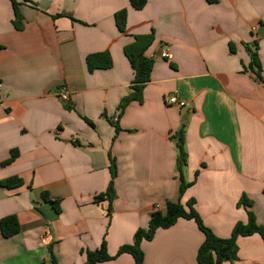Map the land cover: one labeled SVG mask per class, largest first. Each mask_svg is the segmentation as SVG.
<instances>
[{
    "label": "crops",
    "instance_id": "1",
    "mask_svg": "<svg viewBox=\"0 0 264 264\" xmlns=\"http://www.w3.org/2000/svg\"><path fill=\"white\" fill-rule=\"evenodd\" d=\"M16 1L23 30L11 0H0V221L16 216L21 229L5 238L0 228V264H54L52 254L85 264L104 241L116 256L169 202L195 200L204 224L228 239L248 221L245 195L264 226V82L250 68L257 49L264 80V0H147L142 10L130 0ZM153 32L151 82L122 110L134 81L124 48ZM104 52L112 68L89 72L87 57ZM173 96L186 105H170ZM181 129L192 184L182 196ZM12 177L24 184L3 186ZM111 185L114 200H96ZM204 239L180 219L143 242L145 264H198ZM224 264H264V240L239 238L236 260Z\"/></svg>",
    "mask_w": 264,
    "mask_h": 264
},
{
    "label": "trees",
    "instance_id": "2",
    "mask_svg": "<svg viewBox=\"0 0 264 264\" xmlns=\"http://www.w3.org/2000/svg\"><path fill=\"white\" fill-rule=\"evenodd\" d=\"M14 8V26L17 30H23V19L19 11V3L16 0H11ZM131 6L135 10H142L147 4V0H130ZM209 4H216L219 0H207ZM60 16V15H58ZM116 24L120 32H125L127 29L128 12L121 10L116 13ZM155 40L154 32L149 35L136 36L134 41L125 46L124 53L128 58L133 70V93L124 98L120 108L124 110L133 101H142L143 89L151 82L152 72L155 62L146 55L147 50L153 45ZM257 50V49H256ZM252 53V62L250 68L255 71L258 77L264 82L261 73L262 65L260 63L257 51ZM89 72L93 73L96 70H106L113 66V60L108 52L96 53L89 55L86 60ZM178 150L177 169L181 179L180 195L182 196L186 190L192 185L187 183L184 178L185 169L188 164V153L186 150L185 131L181 129L173 136ZM18 152L13 151L11 159L7 164H10L17 157ZM112 173L115 174V164L112 163ZM3 186L7 188H18L24 184V181L18 177H12L4 181ZM107 199L112 202L115 198V190L113 186L109 188L107 193L97 197L96 200L102 201ZM195 200H191L185 206L181 202H169L167 204L166 213L156 212L146 227L139 228L135 234V241L132 244H126L120 247L116 256H111L108 252L107 242L104 241L102 246L96 251L86 252L85 264H102L123 255L129 254L134 260V264H145V252L142 244L145 241H152L160 229H169L174 226L180 219L194 220L199 229L204 234V242L198 251V264H224L228 261L236 260L238 256V240L241 237H249L259 235L264 240V226L257 221L256 215L251 208L253 206L245 195L241 198L239 205L244 206L248 213V221L238 222L232 231L231 237L222 239L218 237L210 228H208L200 215L194 208ZM0 228L5 238L15 236L20 232V223L16 216H9L0 221ZM54 264H57L54 255L52 254Z\"/></svg>",
    "mask_w": 264,
    "mask_h": 264
},
{
    "label": "built area",
    "instance_id": "3",
    "mask_svg": "<svg viewBox=\"0 0 264 264\" xmlns=\"http://www.w3.org/2000/svg\"><path fill=\"white\" fill-rule=\"evenodd\" d=\"M161 57L162 58H168L169 57V53L167 50L165 51H162L161 53ZM60 97L64 100V101H69L70 100V97H69V93L66 89H62L59 93ZM169 104L170 105H177V106H180V107H184L186 105L185 102L183 101H180L178 99V97L176 96H173L169 99Z\"/></svg>",
    "mask_w": 264,
    "mask_h": 264
}]
</instances>
